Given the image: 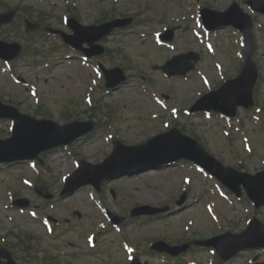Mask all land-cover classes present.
I'll list each match as a JSON object with an SVG mask.
<instances>
[{
	"label": "rangeland",
	"instance_id": "obj_1",
	"mask_svg": "<svg viewBox=\"0 0 264 264\" xmlns=\"http://www.w3.org/2000/svg\"><path fill=\"white\" fill-rule=\"evenodd\" d=\"M0 2L2 3L0 4L1 11L11 8L16 11L12 26H0V39L7 42L15 41L25 46V51L13 59L15 61L13 65L14 71L21 78L28 80L29 84L35 86L40 96V104L37 105L35 100L31 98L29 91H25L21 84L14 82L9 73L1 71V68L4 67L2 66L3 63H0V100L5 103L13 102L20 111L33 117L42 115L44 118H53L57 123H61L66 120L65 112L68 110L70 113L73 112L70 118L77 117L81 120H87L89 119V106L82 99L85 95V90L89 89L88 82L81 75L84 72L82 71L83 67L80 64L79 57L63 59L50 53L49 49L52 48L50 43H52L53 46L61 47V49H56L57 55L63 57L68 56L65 54L68 48L61 41L55 37L51 38L52 35H45L41 32H37V34L31 37L23 35L18 31V24L23 22L22 12L25 14L22 7L31 9V12L27 11L29 15L27 18L29 20L36 21L39 18L40 23L68 33L71 31L61 21V16L65 15L68 10H71L73 14L75 13L78 16L79 22L85 25L96 22V19L102 13H110L113 11L143 18L140 21L134 20L123 30L116 31L103 40H100L104 48H110L112 53H106L103 56L97 55L96 59H99L101 64L106 68L114 66L115 64H119L125 68L128 66L126 72L133 75L117 91L104 93L103 101L105 103L115 106L122 102L131 104L132 106L142 104L140 107L141 110L145 109L143 105H150L149 108L153 106L151 109L157 111L158 107L153 103L151 95L139 91L141 84L138 76L141 73H144L142 78L145 80H150L149 76L157 80L156 88L166 90V93L170 92L172 94L170 95L172 103L176 99L178 104L180 103L183 107L192 100L195 90L203 86L193 73L188 75L187 78L174 77L167 79L158 70H151L149 68L151 61L152 64L161 66L170 57L165 54L172 53V51L166 52V47L160 48L161 50L157 49V51L154 48L156 45L148 35H140L142 32L149 30L150 26H155L156 29L153 30L152 36L154 39H159L161 32L171 26L166 25L162 28L160 27L169 21H173L175 24L182 23L187 26L190 21L188 19L185 20V23L182 21L183 8L184 4L188 3L187 0H0ZM205 2L207 5L219 10L226 9L230 3L229 0H205ZM69 3H71L73 8H68ZM238 3L240 4V2ZM240 5L247 11V6L244 3L242 4L241 2ZM205 6V3L200 2L191 4L188 7L191 17H198L200 9ZM253 20V35L256 42L253 58L259 64L258 66L261 72L254 99L259 104H264V30L256 23V21L264 22V15L257 13L253 17ZM192 26L193 24H190L187 28L183 26L175 27L172 40L176 44V49L173 52L179 53L182 50L188 51L195 49L199 51L200 57L204 58L206 56L200 52V50L204 52V49L198 45L193 37ZM201 29L204 30L203 28ZM219 32L220 34L223 33V37L224 34L227 35L226 40L231 39L230 29L227 27L221 28ZM78 36V39L84 38V34L82 35L80 33ZM50 39L52 40L50 41ZM83 45L86 46V44ZM220 45L223 46L221 43ZM150 46L154 48V51L151 50ZM236 47L238 49V45L235 44V40L232 38L231 43L225 49L226 54H222L219 51L218 57V59H221L222 56L225 57L227 61L225 63L223 62V65L226 72L232 74H223L219 79L214 71L212 80L215 82L208 83L204 88L198 90L195 97H201L206 93L216 90L226 79L233 76V73L236 71V66L234 65L238 63L235 52ZM33 49H37L38 52L32 51ZM39 50L41 51L40 53ZM238 51H241V46ZM227 56L230 58L234 68L231 67ZM48 63L49 65H47ZM211 64V60L202 59L198 61L197 67L203 70H209V68H212ZM145 71L149 75L145 74ZM17 78L19 77L17 76ZM102 89L101 86H95L93 94L97 98H100ZM217 99H219V96H213L202 103H214ZM238 110H240L242 119L241 127L238 129V132L231 131L229 136H225L220 129L219 124L221 122H219V118L215 115L210 120H206L200 112H196V115L193 116L181 114L176 124L180 127L184 126L182 130L185 133L195 137L223 164L236 167L235 164H239V161H242L241 163L245 171L255 173L264 169V111L259 114L261 120L256 123L252 119L254 109L246 111L243 108H238ZM116 114L119 117L117 118L118 120L113 122L112 127L118 135L123 136L124 142L131 143L141 140L142 138L138 137V130L143 125H155L159 123L156 119L150 120L146 116L137 117L135 111L129 108L122 109L121 112L117 111ZM166 114L171 121H174L168 112ZM7 124H10L9 119L0 120L1 138L7 137L10 134L7 129ZM157 128L165 130L162 126H157ZM105 131V133L99 134L97 129L93 130L86 138L81 137L71 143L72 148L85 158L98 156L102 151L107 154L110 153L106 138L107 134L112 132V129L106 128ZM243 135L247 136L251 141L253 147L252 153L244 149L241 140ZM128 138L133 139V141L128 140ZM166 152L151 153L146 157L130 160L129 163L117 167L113 165L107 166L100 172L87 170L86 173L79 174L73 181V184L82 180L97 178L105 172L116 173L120 171L134 172L141 170L152 164H158L166 154L171 152L176 153L177 151L167 150ZM41 156L45 160V165L51 166L53 171V178L50 185H48V189L53 194H57L61 187L58 183V177L64 172H70L71 167L73 168V163L64 154L61 147L44 152ZM80 159V157H75L76 161ZM179 162L108 181L104 184V188H101L100 194L105 205L111 211H118L121 217H125L127 214L124 211L126 209L130 211L135 206V203L169 204L174 208L176 199L184 192L183 177L185 175H193L190 184L191 192H186L185 203L181 209L173 210L171 213L163 216L156 215L148 218L143 217L142 219L129 218V220H123L121 223L124 237L141 251L139 253L141 261L147 260L151 264H166L159 261L155 252L145 248L147 239L149 238H163L166 242L171 243L181 236H206L216 229L217 231H223L224 229L219 225L217 218L215 223L218 227L216 228L211 223L210 217L204 209V201L208 197V193L204 189L211 186V181L192 169L189 163L179 164ZM65 164H68V169H63ZM38 168L40 169L42 167L38 165ZM15 173L24 174L26 177L35 179L32 169L29 168L27 162H18L10 166H0L1 236L9 235L11 242H15L17 241L15 234L18 231L31 232L34 237L32 241L36 256L38 258L51 257L52 264H60L62 262L60 259H63L67 264L127 263L125 255L115 238L116 232L112 228L98 234L95 248H89L87 246L85 235L94 229L93 226L96 220H100L103 223L106 221V218L93 205L92 201H90L83 186L76 189L72 194L67 195L65 205L61 204L60 199H57L53 202V207H51L49 202L44 203L43 198L38 196L33 190L25 188L21 183V179L14 176ZM260 180L263 181L264 177L260 178ZM14 188L18 189L29 200L30 204L40 202L41 205H44L41 207L43 210L59 215L62 213L68 215L69 223L66 227L67 232H61V228L65 225L61 222L55 228V237L51 238L38 219H32L26 213L19 212L17 208H4L3 205L7 201L6 189ZM201 190L203 191L201 192ZM196 194H201L200 199L193 201L192 197ZM257 194L261 200H264V193L257 192ZM19 195L17 193V196ZM230 195L233 197V194ZM13 196V194L9 196V201L12 200ZM72 204H74L73 206H77L80 212H82L80 219L75 217L77 215L73 216ZM221 204L220 215L225 227L241 229L244 222L240 220V216L251 215L253 212L250 203H245L243 200L234 203L233 206L224 201ZM258 217L264 221V207L259 209ZM188 218L193 219V225L189 230L185 231L183 227ZM11 232L13 233L11 234ZM261 240L264 239L257 235L255 237L244 238L242 241L244 243L257 244ZM10 249L15 250L12 247ZM191 249L192 255L200 261L205 262L209 256L207 249L198 247ZM253 250L241 251L235 257L222 264H249L246 258L249 255L255 257L253 264H264V255L260 253L259 249ZM184 257L185 261L191 260L190 252H186ZM178 260L179 258L172 257L173 262ZM16 264L25 263L17 262ZM31 264H42V262L39 260ZM192 264L198 263L192 261ZM208 264H212V259L209 260Z\"/></svg>",
	"mask_w": 264,
	"mask_h": 264
},
{
	"label": "water",
	"instance_id": "obj_2",
	"mask_svg": "<svg viewBox=\"0 0 264 264\" xmlns=\"http://www.w3.org/2000/svg\"><path fill=\"white\" fill-rule=\"evenodd\" d=\"M253 4V7L255 9H259V10H263L264 11V7L263 6H259V5H256L254 2H251ZM10 20V17H5L2 19V21L0 20V22H3V21H9ZM233 24L237 25L238 27H240L241 29H243V27L239 24V23H236L235 21H231ZM249 27V26H247ZM248 30V28L246 29V31ZM244 31V29H243ZM17 51L19 49V46H17ZM254 80H255V75L252 76V78L250 79L249 83H248V86H247V95H248V98L250 97L251 95V88H252V85L254 83ZM247 104L246 101H238L236 102L235 106L237 104ZM10 116H12L13 118L16 119V122L17 124L15 125V130H14V135L11 139L7 140V142H10V141H22V142H25V144H30V143H34L36 141H42L44 140L45 138V132L46 130H32L34 128H31V129H28L26 127H24L23 125V120L24 119H27V120H24V121H27L29 122L32 127H37L40 125L39 122H35V121H32L31 119H28L27 117H24V116H19L15 113H10L8 114ZM0 116H7V114H0ZM50 124V123H49ZM49 129H53L52 127V124L49 126ZM82 131H79L78 133H75L73 136H71L69 139L67 140H55V139H50V138H47L45 139L39 146H37L30 154H27L25 155L26 157H34L36 156L40 151L42 150H45L49 147H52L54 145H57V144H60V143H64V142H67L69 140H72L73 138H75L77 135L81 134ZM188 148L191 150L190 152L192 153H184L183 156L185 157H189L197 162H199L200 164H202L203 166L207 167L208 163H209V160H207L206 158H204L199 152L197 149H199L198 147H194L193 143L190 142V144H188ZM23 154H19V155H6L5 157H0V161H8V160H13V159H16V158H23L24 157ZM179 156H177L176 158H178ZM209 170L217 173V171H215L214 169L212 168H209L207 167ZM105 179V177L103 178ZM245 187L247 188V190L250 191V186L248 183H245ZM260 204V203H259ZM237 251V249L233 250L228 256L234 254L235 252Z\"/></svg>",
	"mask_w": 264,
	"mask_h": 264
},
{
	"label": "bare ground",
	"instance_id": "obj_3",
	"mask_svg": "<svg viewBox=\"0 0 264 264\" xmlns=\"http://www.w3.org/2000/svg\"><path fill=\"white\" fill-rule=\"evenodd\" d=\"M145 131H146V133H149L150 132V128H147Z\"/></svg>",
	"mask_w": 264,
	"mask_h": 264
}]
</instances>
